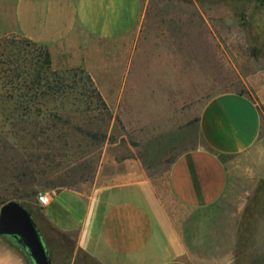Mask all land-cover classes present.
I'll return each instance as SVG.
<instances>
[{"label":"rangeland","instance_id":"1","mask_svg":"<svg viewBox=\"0 0 264 264\" xmlns=\"http://www.w3.org/2000/svg\"><path fill=\"white\" fill-rule=\"evenodd\" d=\"M145 1L151 44L180 46L189 65L186 94L173 98L160 127H128L131 122L102 105L83 68L54 62L52 55L49 69L31 66L23 58L36 60L41 47H27L16 34L0 38V190L7 187L0 203L15 198L28 205L39 193L63 187L88 192L101 168L140 158L151 178L145 203L169 239L176 228L195 254L226 251L234 264H264V0ZM39 73L49 82L34 84ZM227 91L258 103L261 137L227 159L228 187L217 204L183 208L169 196L168 170L195 145V119L206 100ZM29 206L41 224L40 206ZM62 241L65 248L73 243L67 236Z\"/></svg>","mask_w":264,"mask_h":264},{"label":"crops","instance_id":"2","mask_svg":"<svg viewBox=\"0 0 264 264\" xmlns=\"http://www.w3.org/2000/svg\"><path fill=\"white\" fill-rule=\"evenodd\" d=\"M3 3L0 38L16 34L48 47L54 62L61 58L68 66L83 68L106 107L125 124L132 123L128 127H160L172 113L173 98L186 94L187 54L180 46L151 44L145 0ZM195 124L196 143L170 165L167 187L178 205L203 210L217 204L227 190V159L245 153L261 137L262 114L247 93L227 91L209 96ZM115 165L101 168L88 192L72 187L46 192L51 194L46 207L37 197L33 202L27 199L28 205L11 199L30 211L29 203L40 206L41 224L31 212L52 264H234L226 251L218 255L188 251L176 228L169 239L145 203L151 178L142 159ZM6 188L0 190V199ZM64 236L73 242L68 248ZM0 264L28 263L0 238Z\"/></svg>","mask_w":264,"mask_h":264},{"label":"water","instance_id":"3","mask_svg":"<svg viewBox=\"0 0 264 264\" xmlns=\"http://www.w3.org/2000/svg\"><path fill=\"white\" fill-rule=\"evenodd\" d=\"M0 236L17 239L28 250L34 264H52L32 214L20 202L0 203Z\"/></svg>","mask_w":264,"mask_h":264},{"label":"trees","instance_id":"4","mask_svg":"<svg viewBox=\"0 0 264 264\" xmlns=\"http://www.w3.org/2000/svg\"><path fill=\"white\" fill-rule=\"evenodd\" d=\"M21 38H22V39H21L22 44L26 45L27 47H29V46H39V47L42 48V50H44V52H43L40 56H38V57L36 58V60H35L33 57H30L29 59H28V57H24L23 60H24L25 62H29L31 66L38 67L40 64H42L43 67H46V68L49 69V68L51 67L52 60H51V54H50V51H49L48 47H46V46H40V45H37V44L31 42V41L28 40V39H25V38H23V37H21ZM13 44L15 45L16 42H13ZM19 61H20V60H17V62H19ZM35 61H36V62H35ZM8 63H9L10 65L14 64V62H11V61H8ZM45 73H46V72H45ZM18 76H19V75H18ZM17 79H19V77H18ZM88 80H89L90 82H93V81L91 80L90 76L88 77ZM42 81H45L46 83H48V82H49V79H48L46 76H41V74L39 73L38 76H37V78L34 80V84H37V85H38V84L41 83ZM93 84H94V83H93ZM95 91H96V94H97V95H96L97 98L100 100V102L102 103V105H104V106L106 107V105L104 104L102 98L100 97V95L98 94V92H97L96 89H95ZM23 97L26 98V97H28V96H23V95L18 96V98H23ZM1 203L3 204V203H6V202H1ZM23 206H24V205H23ZM27 209H28V208H27ZM28 210H29V209H28ZM29 212L32 214V212H31L30 210H29ZM34 220H35V219H34ZM37 228L39 229L38 225H37ZM39 232H40V234H41V236H42V238H43V240H44V237H43V235H42L40 229H39ZM0 238L4 239V240H5V241H6L11 247H13V248L16 249L17 251H19V253L23 256V258L25 259V261H26L28 264H34V262H33L32 258H31V256H30L28 250H27L22 244H20V243L18 242L17 239H15L14 237H2V236H0ZM44 242H45V240H44ZM47 250H48V248H47ZM48 253H49V252H48ZM49 256H50V253H49ZM50 258H51V256H50Z\"/></svg>","mask_w":264,"mask_h":264},{"label":"built area","instance_id":"5","mask_svg":"<svg viewBox=\"0 0 264 264\" xmlns=\"http://www.w3.org/2000/svg\"><path fill=\"white\" fill-rule=\"evenodd\" d=\"M51 201V194L46 192H41L37 196V202L41 207H46Z\"/></svg>","mask_w":264,"mask_h":264}]
</instances>
